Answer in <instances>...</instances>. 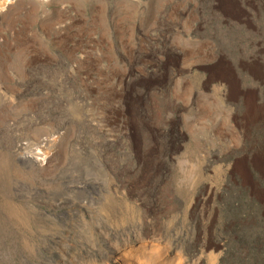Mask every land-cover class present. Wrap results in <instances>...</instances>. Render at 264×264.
I'll list each match as a JSON object with an SVG mask.
<instances>
[{"label": "rangeland", "instance_id": "rangeland-1", "mask_svg": "<svg viewBox=\"0 0 264 264\" xmlns=\"http://www.w3.org/2000/svg\"><path fill=\"white\" fill-rule=\"evenodd\" d=\"M258 107L256 0L8 4L0 264H264Z\"/></svg>", "mask_w": 264, "mask_h": 264}, {"label": "bare ground", "instance_id": "bare-ground-1", "mask_svg": "<svg viewBox=\"0 0 264 264\" xmlns=\"http://www.w3.org/2000/svg\"><path fill=\"white\" fill-rule=\"evenodd\" d=\"M15 1L16 0H5L4 3L0 5V12L4 11L5 8L8 6V4L13 3ZM256 2L258 4H260L262 7H264V0H256ZM223 4L226 5L228 8H233L234 6H237L238 0H223ZM263 110H264L263 108L258 107V109L256 110L257 111V117L259 115H261V113L263 112ZM256 120H257V118H256ZM249 163L251 165H253L254 167H256L261 172V174L264 175V148L262 150L257 151V153L254 154L253 158L251 160H249Z\"/></svg>", "mask_w": 264, "mask_h": 264}, {"label": "trees", "instance_id": "trees-1", "mask_svg": "<svg viewBox=\"0 0 264 264\" xmlns=\"http://www.w3.org/2000/svg\"><path fill=\"white\" fill-rule=\"evenodd\" d=\"M263 264V263H262Z\"/></svg>", "mask_w": 264, "mask_h": 264}]
</instances>
